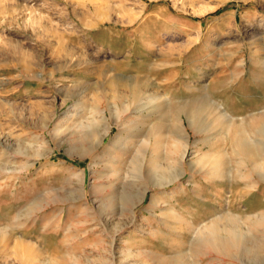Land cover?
I'll list each match as a JSON object with an SVG mask.
<instances>
[{
    "label": "rangeland",
    "instance_id": "obj_1",
    "mask_svg": "<svg viewBox=\"0 0 264 264\" xmlns=\"http://www.w3.org/2000/svg\"><path fill=\"white\" fill-rule=\"evenodd\" d=\"M135 79L151 85L137 99ZM260 121L264 0H0V264H264L260 233L239 258L189 243V222L264 212V181L223 133L264 141ZM158 133L159 162L184 170L165 186L149 173ZM212 156L223 177L191 167Z\"/></svg>",
    "mask_w": 264,
    "mask_h": 264
},
{
    "label": "bare ground",
    "instance_id": "obj_2",
    "mask_svg": "<svg viewBox=\"0 0 264 264\" xmlns=\"http://www.w3.org/2000/svg\"><path fill=\"white\" fill-rule=\"evenodd\" d=\"M132 82H133L132 85H126V86H128L130 88V91L132 92L133 96L136 97V99L138 97V94L141 92L140 91L141 89H144L147 92L151 88V85L139 84L137 79H135V81L133 80ZM113 84H115V83H113ZM115 86H116V84L114 85V88H116ZM145 91H143V93ZM145 95H146V93H145ZM147 95L149 97L147 104H150L151 107L155 108L154 107L155 106V100L158 98V96H149L150 94H147ZM142 97H143V95H142ZM141 104H143V103H141ZM112 110H113L112 114L114 115V117H117L120 113V110L118 109V107L115 105L112 108ZM127 110L128 109L125 106V108L123 107L122 111L126 112ZM186 112H187V110H186ZM189 112H190V114H187V118H188L190 124H192L194 127H201L202 125L201 124L199 125V123H198L199 121L202 122V120H200L201 119L200 116H198L199 111L198 110H194V111L188 110V113ZM61 127L62 126L59 124L57 126H55V128H54V135L55 136L60 134ZM241 127L242 126L236 128L235 124L233 122H228L226 124L225 128L223 129V133L225 132L224 134L231 135L232 140L234 142V146L236 147L235 150L237 151L238 154H240L242 156L241 157L242 161L248 160L249 162H251V164L253 165V170H255L256 173L258 174L259 180L264 181V157H258V155H256L257 148L260 147L264 151V141L261 139L257 140V142L254 140H250L248 135H246L247 130L245 129V127L243 126L244 129H243V127L242 128ZM252 127H253V129L258 128V130H260V132H262L261 134L264 135V122L262 123L260 121L256 125L251 126L250 129ZM122 130L125 131V127H122L120 132H122ZM86 132H87V130H86ZM90 132H92V131L90 130ZM94 132H95V130H94ZM108 133H109V128H104L102 130V132L99 133V138L96 139V142L100 143V141H102L103 138ZM154 137H155L154 138L155 141L153 140L154 143L152 144L151 148H152L153 154L155 153V155H153V156L151 155L152 156L151 159L149 158L150 160H149L148 164L150 166L149 170H151V172H149V173L152 174L153 180L157 183V185L165 186V185H168V184L174 182L179 177H181V175H183V173H184V170L182 169V166H181L179 169V172L176 173V171H173L170 167H168L169 165L165 166L159 162L158 155H156L157 151L161 150L160 148L165 147V145H164V142L162 141V137L159 135V133L156 134V136H154ZM124 141L125 140L123 138H118V139L114 140L113 145L118 147L119 150H123L126 148V146H125L126 144ZM73 145H74V147H79V146L81 147V145H79L75 142L73 143ZM147 145H148V141L146 139L141 141V145H140L141 147H145ZM141 147L137 149L139 152H141ZM168 148H169L168 150H170L169 153L172 152L174 154H177V155L181 156V159H182L183 156L185 155L186 150H187V143L186 142H171L168 144ZM40 151L39 150H36V152L34 151L35 152L34 155L41 156L42 153ZM181 159L179 162H181ZM221 159H223V158L220 156H216V157L212 156V157L205 158V159L203 157H200V158H197L195 160L190 161V163H191V167L200 166L201 168H204L206 165H209L210 169L212 170V174L214 176L223 177L224 174L221 173V169H220V167H221L220 165L223 161ZM142 163H143V160H140V165H142ZM142 166H144V165H142ZM133 168H132V170H133ZM119 171H120V168L115 167L114 174H116L118 177L122 176L119 173ZM240 177H248V175L245 173H241ZM257 183L258 182L256 181L255 183H253L251 185L249 184L248 186L251 189H254V188H256ZM253 217H254L253 219L248 218V220L246 219V220H244L245 221L244 222L243 220H241V218H239V217L235 218L231 214L219 213V214L211 216L209 220H207L205 222H201L197 225H193L189 222V225H192V228L190 231L189 243L191 244V246H194L197 250L213 249L217 252H220L224 255L231 256L234 258H239L238 254L241 251H243L244 253H251V254L256 253V254H258V249L253 247V245H252L253 240L251 239V237L255 239V237H258L257 234L260 233L261 238H264V212H260L259 214H256ZM242 222L247 223L248 226H250V227L247 226L244 229L242 227ZM5 230H6V228L0 229V237L1 238L5 237V234H6ZM254 244H255V242H254Z\"/></svg>",
    "mask_w": 264,
    "mask_h": 264
}]
</instances>
